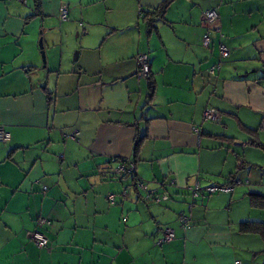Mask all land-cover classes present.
<instances>
[{
	"label": "crops",
	"instance_id": "1",
	"mask_svg": "<svg viewBox=\"0 0 264 264\" xmlns=\"http://www.w3.org/2000/svg\"><path fill=\"white\" fill-rule=\"evenodd\" d=\"M166 1L39 0L36 12L0 0V264L264 263V239L239 232L264 224L249 198H264V0H172L149 27L141 11ZM208 10L218 31L205 49ZM121 160L169 200H122ZM195 185L230 191L193 202ZM167 228L175 238L161 243Z\"/></svg>",
	"mask_w": 264,
	"mask_h": 264
},
{
	"label": "built area",
	"instance_id": "2",
	"mask_svg": "<svg viewBox=\"0 0 264 264\" xmlns=\"http://www.w3.org/2000/svg\"><path fill=\"white\" fill-rule=\"evenodd\" d=\"M19 2H22L24 0H17ZM67 10L66 8H61L59 12V20L60 21H66L67 20ZM203 21L205 25L207 26V33L204 36L202 40V47L205 49H208L211 45L212 41V35L215 33V31H218L217 28V13L215 10H208L203 14ZM219 52H220V59H226L229 55V52L225 46H220L219 47ZM135 62L137 65V71L136 75L141 78V79H148L150 76V70H149V65H148V57L146 55H141L135 58ZM219 69V63H217L214 67H212L209 71L210 74L214 73V70ZM218 113L212 112V111H205L203 113V121H217L218 120ZM195 133L198 134V130H195ZM9 134L3 130V128H0V142L1 143H6L9 141ZM135 172V169L133 167L132 163H129V161H123L120 162L116 169H115V174L118 176L121 175H131ZM139 188L144 191L145 197L144 200L147 203H153V204H160L161 202H165L168 200V197L164 194L158 196L156 191H148L145 187V185L140 184ZM45 190V188H44ZM189 192L193 197H197L198 192L201 193H206V194H212L216 192H229L230 188L224 187H218V186H212V187H206L204 189H200L198 185H195L192 188L188 189ZM109 203L112 205L114 203V196L110 195L109 196ZM178 221L181 225L182 228H188L189 226V220L186 216H179ZM49 222L45 219H40L38 221V226L43 227V226H48ZM175 235L173 230L167 228L163 231V238L161 239V243H170L174 240ZM31 240L34 243V245L39 248V249H47L49 247V242L46 239V237L40 233V232H34L31 236ZM235 264H239V262H236Z\"/></svg>",
	"mask_w": 264,
	"mask_h": 264
},
{
	"label": "trees",
	"instance_id": "3",
	"mask_svg": "<svg viewBox=\"0 0 264 264\" xmlns=\"http://www.w3.org/2000/svg\"><path fill=\"white\" fill-rule=\"evenodd\" d=\"M172 1V0H167L166 3L162 4L157 10H154L153 12H143L141 11L142 13V19L147 23V25L149 27H152L154 26L155 23L159 22L160 20L163 19V15H164V11L166 9V6L168 5V3ZM34 4H36V9L35 11L37 12L38 11V5H39V0H34ZM206 12V11H205ZM204 12V13H205ZM203 13V14H204ZM32 17H29L27 19H30ZM204 20V19H203ZM214 35V34H213ZM211 46V45H210ZM210 48V47H209ZM208 48V49H209ZM150 77V76H149ZM148 80L150 81V94H149V97H151V93H152V89H153V85H152V82L150 80V78H148ZM124 160H121V161H116L117 165L120 163V162H123ZM113 162V161H112ZM115 162V161H114ZM116 165V166H117ZM130 179H131V184H132V187H134V184H136V182L140 183L139 181H137L136 179V174L133 175H129ZM234 182L235 183V179L232 178L231 180V183ZM240 183V182H239ZM137 186V185H136ZM216 187V186H215ZM158 196L164 194L168 197V195L166 193H161V194H158V192H156ZM143 197H145V194L143 195ZM249 198H250V204L252 207L254 208H258V209H264V198L259 196V195H255V194H250L249 195ZM168 200H169V197H168ZM167 200V201H168ZM166 202V201H165ZM163 203V202H161ZM160 203V204H161ZM158 205V204H157ZM239 232L242 233V234H256L258 235L259 237L263 238L264 239V224L261 223V222H255V221H245V222H242L240 223L239 225ZM264 264V263H263Z\"/></svg>",
	"mask_w": 264,
	"mask_h": 264
},
{
	"label": "water",
	"instance_id": "4",
	"mask_svg": "<svg viewBox=\"0 0 264 264\" xmlns=\"http://www.w3.org/2000/svg\"><path fill=\"white\" fill-rule=\"evenodd\" d=\"M39 49H40V56H41L42 64H43V67H42V68H44V63H45V59H44V57H45V56H44V52H43V50H42L41 40H39ZM114 173H115V171H114ZM135 174H136V171L133 173V175H135ZM119 177H120V179H124V178H126V179H130L129 175H121V176H119ZM140 184H143V185H144V183H142V182H140V183L136 182V184H134V187H132V184L130 183V185H129L127 188L123 189L122 192H121V194H120L122 200H125V199L128 197V190L130 189L131 192L137 197L138 200H139V198H140V199L143 201L144 204L149 205L147 202H145L144 197H143V196H140V193H143V195L145 194L144 191H142V190L139 188V185H140ZM136 185H137V186H136ZM198 186H199V185H198ZM218 187L224 188L225 186H218ZM202 189H203V188H202ZM190 194H191V193H190ZM199 194H201V192H198L197 197L199 196ZM191 197H192V201L195 202L196 199H197V197H193L192 195H191ZM192 205H193V204H191V203H189V204L186 205V208H187V212H188V214H190L191 211H192ZM183 214H184V213H179L178 216H181V215H183Z\"/></svg>",
	"mask_w": 264,
	"mask_h": 264
}]
</instances>
